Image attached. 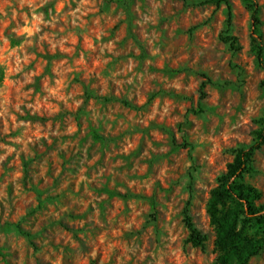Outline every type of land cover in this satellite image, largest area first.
Wrapping results in <instances>:
<instances>
[{
  "label": "rangeland",
  "instance_id": "1",
  "mask_svg": "<svg viewBox=\"0 0 264 264\" xmlns=\"http://www.w3.org/2000/svg\"><path fill=\"white\" fill-rule=\"evenodd\" d=\"M229 2L230 23L213 0H0V264H213L206 201L264 123ZM244 181L264 196V144Z\"/></svg>",
  "mask_w": 264,
  "mask_h": 264
},
{
  "label": "trees",
  "instance_id": "2",
  "mask_svg": "<svg viewBox=\"0 0 264 264\" xmlns=\"http://www.w3.org/2000/svg\"><path fill=\"white\" fill-rule=\"evenodd\" d=\"M216 5L224 3L227 7L228 19L231 20V4L229 0H213ZM250 12V47L257 64L264 68V40L261 33L260 7L256 0H241ZM222 40L234 54L240 49L238 39L227 29ZM47 60L52 57L45 56ZM209 82V81H208ZM210 83V82H209ZM206 81L201 84L204 88ZM264 86V81H262ZM204 95V93H201ZM102 98L105 96L86 93V98ZM121 102L130 106L126 100ZM264 144V123L255 132L251 144L239 146L234 156L226 164L225 171L217 178V184L209 193L205 209L209 224L214 230V249L216 252L213 264H249L251 258L264 251V196L253 185L244 181V175L253 171L255 152ZM184 224L188 230L187 242L194 247L204 249L207 237L194 224L185 207Z\"/></svg>",
  "mask_w": 264,
  "mask_h": 264
}]
</instances>
